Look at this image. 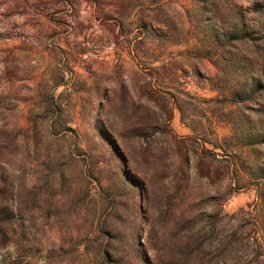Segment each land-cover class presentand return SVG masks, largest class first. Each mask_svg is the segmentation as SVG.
I'll list each match as a JSON object with an SVG mask.
<instances>
[{"label": "rangeland", "instance_id": "rangeland-1", "mask_svg": "<svg viewBox=\"0 0 264 264\" xmlns=\"http://www.w3.org/2000/svg\"><path fill=\"white\" fill-rule=\"evenodd\" d=\"M0 264H264V0H0Z\"/></svg>", "mask_w": 264, "mask_h": 264}]
</instances>
